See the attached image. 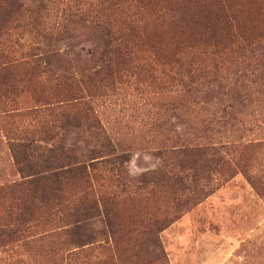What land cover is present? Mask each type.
Returning a JSON list of instances; mask_svg holds the SVG:
<instances>
[{
	"label": "rangeland",
	"instance_id": "rangeland-1",
	"mask_svg": "<svg viewBox=\"0 0 264 264\" xmlns=\"http://www.w3.org/2000/svg\"><path fill=\"white\" fill-rule=\"evenodd\" d=\"M25 1L28 6L35 0ZM242 1L225 0L228 13L234 16L235 32L237 30L239 40L249 38L263 43L264 0H259V12L255 11L254 3L244 0L242 4ZM168 6L167 1L163 4L156 0L139 2V38L129 39L130 44H139L133 64L126 66L128 76L124 75L111 89L104 86L101 96L92 99L94 112L118 151L127 153V161L137 151L150 153L159 160L157 167L148 172L165 168L167 163L155 152L161 145L170 144L171 138L177 135L223 136L232 147L225 155L231 169L214 172L206 195L199 202L185 204L186 197L179 196L165 183L155 184L147 176V183L140 185L137 181L141 176H129L126 161L123 164L125 175L133 179L135 185L117 192V201L109 208L114 221L113 235L107 243L94 242L81 250L66 243L63 233L58 238L54 235L48 239L43 238L46 233L34 235L11 247H0V264H264V68L248 67L246 62L240 64V49L236 44L228 46L227 54L213 55L215 50L201 43L211 42L219 33L221 16L216 14L217 5L212 2L205 7L178 4L173 11L187 24L173 19V11L166 10ZM159 9H164L161 17L156 13ZM198 12L203 16L202 25H211V31L189 22V17L198 16ZM14 17L11 3L1 2L0 42L15 46L18 52L29 45L43 46L39 29H43L44 22L37 29L30 26L23 29L13 21ZM48 18L45 33L61 21L55 12ZM197 33L200 37L189 49ZM93 39L88 32L74 33L58 37L53 47L74 64L75 70H81L82 64L91 58ZM178 56L183 69L193 62V66L203 67L210 75L217 64V74L223 76L231 88L238 79L236 87H242V103H234V109L225 118L218 110L212 126L200 127L206 116L191 103L183 86L171 82L172 73L168 74ZM17 75L18 80H23L25 90L16 92L15 98L9 95L7 103L16 104L18 110L2 113L0 103V187L21 180L14 159V153L20 151L10 147L13 142L28 138L45 145L42 140L54 115L51 106L40 98L63 91L62 86L51 81L36 79L27 83L28 74L23 69H19ZM2 89L0 83V94ZM232 101L228 98V102ZM188 120L196 130L188 129ZM51 144L52 141L47 146ZM66 149H72L69 153H79L85 145L80 137L73 135ZM152 162L155 163V159ZM139 163L147 166L142 159ZM110 167H103L101 174L95 173L93 181L102 185L105 192L116 189L115 183L114 188L108 187ZM73 183L63 188V198H72ZM11 204L8 197L0 200V215L9 212ZM14 208L12 206V211ZM43 230L53 231L41 227L34 231L39 234ZM69 248L77 255L68 256Z\"/></svg>",
	"mask_w": 264,
	"mask_h": 264
},
{
	"label": "trees",
	"instance_id": "trees-1",
	"mask_svg": "<svg viewBox=\"0 0 264 264\" xmlns=\"http://www.w3.org/2000/svg\"><path fill=\"white\" fill-rule=\"evenodd\" d=\"M4 1L11 3L15 16L13 21L18 23V27L37 29L43 22L44 27L39 29L43 46L29 45L18 52L15 46L0 42L2 113L18 110L16 104L9 105L7 101L9 95L15 98L16 92L25 90L23 80H18L19 69L28 74L27 83L36 79L51 81L56 86H62L63 91L59 95L50 93L40 98V101H46L51 106L54 115V121L45 130L46 136L42 140L45 145L36 144V141L28 138L10 145L12 149L20 151L19 154L14 153V159L21 180L0 187V200L8 197L12 203L10 211L0 215V247H11L16 242L45 233L44 239L54 235L58 238L63 233L67 237L66 243L81 250L94 242L105 244L113 235L114 219L109 208L116 203L117 192H124L135 182L125 175L123 169V164L128 160L127 153L119 152L118 147L107 137L91 101L101 96L104 86L111 89L124 75L128 76L126 66L133 64L135 49L139 45L130 44L129 39L139 38L137 19L141 0H35L28 6L25 0H0V3ZM156 1L160 4L167 1V12H172L178 4L188 7L200 4L205 7L212 2L217 5L216 14L221 16L218 37H214L211 42L205 40L201 43L215 50L211 53L213 55L227 54L228 46L236 44L237 49H240V64L246 62L248 67L264 68V42L251 41L249 38L239 40L236 27H233L234 16L228 13L225 0ZM246 1L254 3L255 11L259 12V0ZM53 12L59 14L61 21L54 23L49 27V33H45L46 20ZM156 13L161 17L164 9ZM252 15L258 16L255 13ZM171 17L187 24L181 20L178 12L173 11ZM201 19L204 22L201 13L198 16L191 15L189 22L202 25ZM202 26L211 31V25ZM84 32L94 38L92 55L82 64L83 69L75 70L74 64L56 51L53 41L60 36ZM199 37L200 33L194 36L189 49ZM171 65L168 71L169 75L172 73L171 82L183 86L191 103L206 116L200 122V127L212 126L218 110L222 113L221 117L229 116L235 107L234 103L244 100L240 94L242 87H236L239 80H235L233 88L229 87L226 79L217 74V64L211 75L203 67L193 66V62L183 69L179 56ZM228 98L233 101L228 102ZM220 104L222 108L218 107ZM192 124L188 120V129L196 130ZM73 135L80 137L85 145V149L79 153H69L72 149H66L69 137ZM89 139L92 146H89ZM224 139L223 136H173L170 144L161 145L155 152L162 162L167 163L165 168L143 174L137 182L140 185L147 183L145 178L148 176L155 184L165 183L179 196L184 195L185 204L199 202L206 195L212 174L231 169L225 155L229 154L232 147ZM51 141L53 144L48 147ZM175 158L178 160H170ZM107 165H111V184L108 187L114 188L113 183L116 184V189L109 192L103 191L102 185L93 182L95 173L101 174V169ZM71 181L74 182V189L69 200L63 198L61 193ZM12 206L15 211H12ZM40 227L53 231L43 230L36 234L34 230ZM67 255L75 256L77 253L69 248Z\"/></svg>",
	"mask_w": 264,
	"mask_h": 264
},
{
	"label": "clouds",
	"instance_id": "clouds-1",
	"mask_svg": "<svg viewBox=\"0 0 264 264\" xmlns=\"http://www.w3.org/2000/svg\"><path fill=\"white\" fill-rule=\"evenodd\" d=\"M141 159L147 166H143L139 163ZM155 159V163L152 161ZM159 160L154 158L150 153H142L137 151L133 153L130 157V160L126 162L125 167L128 170V174L131 177H139L142 174L148 172L149 170H154L157 167Z\"/></svg>",
	"mask_w": 264,
	"mask_h": 264
}]
</instances>
